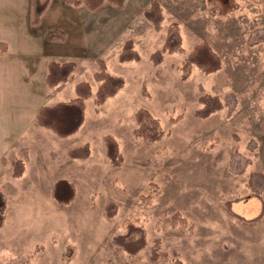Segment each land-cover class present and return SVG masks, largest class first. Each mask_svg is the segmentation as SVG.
I'll return each instance as SVG.
<instances>
[{"label":"rangeland","instance_id":"374dc122","mask_svg":"<svg viewBox=\"0 0 264 264\" xmlns=\"http://www.w3.org/2000/svg\"><path fill=\"white\" fill-rule=\"evenodd\" d=\"M50 1L41 25L33 13L29 24L57 45L43 48L40 84L10 99L0 125V264H264V0H104L96 10ZM154 1L160 29L145 16ZM174 25L183 50L156 65L151 56ZM127 41L140 61H119ZM202 43L221 69L186 76L184 62ZM51 61L75 65L53 88ZM102 65L125 85L97 109ZM81 82L93 95L80 130L60 137L39 126V109L77 98ZM205 95L224 106L201 119ZM143 109L159 119L161 140L134 134ZM109 135L118 167L107 156ZM82 145L90 155L71 157ZM60 180L76 188L70 204L53 196Z\"/></svg>","mask_w":264,"mask_h":264},{"label":"trees","instance_id":"16d2710c","mask_svg":"<svg viewBox=\"0 0 264 264\" xmlns=\"http://www.w3.org/2000/svg\"><path fill=\"white\" fill-rule=\"evenodd\" d=\"M49 1L40 4L39 0L32 1L33 24L38 25L41 17L45 12ZM116 6H122L125 0H107ZM104 0H70L74 6L86 4L91 10H96L101 6ZM161 5L158 1H154L152 5L146 9L145 16L147 20L153 23L156 29L161 28L163 20ZM182 37L179 27L174 25L166 38L164 46L161 50L152 54L151 58L156 65L163 62L165 53L181 52ZM141 56L135 49L132 41H127L120 54L119 61L121 63L140 61ZM193 67H198L206 74L215 73L221 69V59L212 50L207 43H202L195 47L184 62L182 70L188 76ZM75 65L72 62L51 61L47 67V75L45 82L49 87H56L68 80L69 76L74 72ZM96 81L99 82V88L95 96L96 108L102 107L106 101L115 96L125 85V80L121 76L109 74L104 65L100 71L96 73ZM77 98L68 102H60L52 106H43L39 109L36 122L39 126L53 131L60 137H69L76 134L86 119V100L93 95L92 87L88 82H81L76 87ZM202 105L196 112L197 117L205 119L211 114L220 111L223 103L216 95H205L200 98ZM175 121V120H172ZM137 129L134 134L144 138L148 142H156L165 136L164 130L160 126V121L148 110H140L137 114ZM107 156L111 163L118 167L121 165L122 156L118 141L111 135L106 136ZM90 146L82 145L70 152L71 157L75 159L86 158L90 155ZM18 162V161H17ZM15 162L14 176L19 177L23 172L22 162ZM23 165V166H22ZM19 166V169H18ZM21 166V167H20ZM22 168V169H21ZM21 169V170H20ZM76 195L75 186L67 180L58 181L53 188L54 198L61 204H70ZM4 226V220L0 221V229Z\"/></svg>","mask_w":264,"mask_h":264},{"label":"crops","instance_id":"0c3cea01","mask_svg":"<svg viewBox=\"0 0 264 264\" xmlns=\"http://www.w3.org/2000/svg\"><path fill=\"white\" fill-rule=\"evenodd\" d=\"M32 1L0 0V125L2 126L7 125L9 121L5 108H9L10 99L19 101L20 95L17 94L26 92L30 84H34L35 87L36 79L40 84L43 48L57 45L58 42L43 39L31 29L29 17L33 13ZM51 52L52 49L47 53L48 56L57 55ZM26 77L30 79L27 80Z\"/></svg>","mask_w":264,"mask_h":264}]
</instances>
